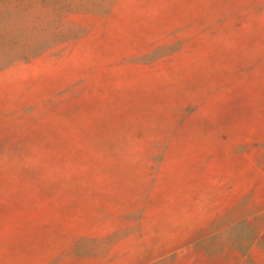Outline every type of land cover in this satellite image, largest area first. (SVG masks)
<instances>
[{"label":"rangeland","instance_id":"1","mask_svg":"<svg viewBox=\"0 0 264 264\" xmlns=\"http://www.w3.org/2000/svg\"><path fill=\"white\" fill-rule=\"evenodd\" d=\"M0 264H264V0H0Z\"/></svg>","mask_w":264,"mask_h":264}]
</instances>
